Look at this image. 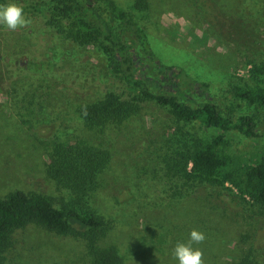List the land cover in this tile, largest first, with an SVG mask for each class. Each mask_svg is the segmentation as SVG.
Here are the masks:
<instances>
[{
  "label": "rangeland",
  "instance_id": "1",
  "mask_svg": "<svg viewBox=\"0 0 264 264\" xmlns=\"http://www.w3.org/2000/svg\"><path fill=\"white\" fill-rule=\"evenodd\" d=\"M111 1L128 8L135 0ZM194 1L148 0L149 8L137 14V23L163 65L181 68L206 84L188 89L192 97L211 101L235 117L243 110L233 98V86L247 79L249 63L264 60V0H209L216 8L212 19L204 18ZM52 33L42 19L15 31L0 24V198L14 191L39 193L59 208L67 193L46 173L48 147L55 138L76 140L111 154L98 188L86 201L110 223L100 243L114 246L123 264H178L172 250L178 242L186 243L193 229L206 237L193 244L202 251L204 264H236L246 252L264 264V212L237 198L229 184L233 194L199 185L181 202L162 204L156 198L163 191L156 189L150 137L141 131L160 137L167 130L148 121L150 111L136 119L143 128L140 138L132 126L104 136L77 117L80 105L111 91L124 93L123 98L130 92L107 73L97 50ZM50 64L55 67L51 72ZM22 84L30 96H10L12 87ZM257 117L264 126V111ZM230 146L238 156L253 157L264 151V137L232 135ZM15 236L5 264L88 263L82 243L72 238L36 225Z\"/></svg>",
  "mask_w": 264,
  "mask_h": 264
},
{
  "label": "trees",
  "instance_id": "2",
  "mask_svg": "<svg viewBox=\"0 0 264 264\" xmlns=\"http://www.w3.org/2000/svg\"><path fill=\"white\" fill-rule=\"evenodd\" d=\"M194 2L204 18L214 17L212 1ZM8 4L22 7L29 21L26 25L42 19L44 27L62 41L94 48L104 56L107 73L130 95L123 98L124 93L108 92L98 101L78 106L75 114L104 136L132 126L138 138L142 134L150 137L147 145L154 162L156 189L163 191L156 198L162 204L191 197L199 185L233 194L226 186L229 184L237 198L245 203L250 200L264 212V151L243 158L230 148L232 135L254 140L264 137V126L257 117L264 111V60L249 63L247 79H239L233 86V98L243 110L233 117L223 114L211 101L192 97L191 87L206 84H199L181 68L163 65L155 57L137 23V14L149 8L148 0H135L128 8L111 0H0V6ZM54 68L47 66L49 72ZM11 95L30 96L25 84L12 87ZM144 110L150 111L148 121L166 133L160 137L140 134L143 128L136 119ZM159 114L162 118L158 119ZM47 156L46 173L62 185L67 199L56 208L51 198L39 193L14 191L0 198V264H5L14 248L15 234L29 225L80 241L87 264H123L114 246L100 243L110 223L86 201L98 188L111 154L76 140L55 138ZM132 194L138 200L142 198ZM236 264L260 263L246 252Z\"/></svg>",
  "mask_w": 264,
  "mask_h": 264
},
{
  "label": "clouds",
  "instance_id": "3",
  "mask_svg": "<svg viewBox=\"0 0 264 264\" xmlns=\"http://www.w3.org/2000/svg\"><path fill=\"white\" fill-rule=\"evenodd\" d=\"M28 22L22 7L16 4L0 6V24H4L9 30L15 31ZM205 238L204 233L193 229L190 231L186 243L178 242L172 250V255L178 264H204L202 251L199 248H194L193 244H201Z\"/></svg>",
  "mask_w": 264,
  "mask_h": 264
}]
</instances>
